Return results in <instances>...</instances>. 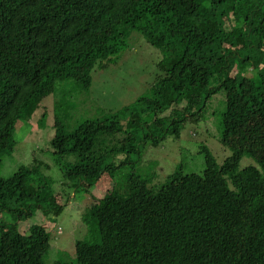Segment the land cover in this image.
Returning a JSON list of instances; mask_svg holds the SVG:
<instances>
[{
    "label": "trees",
    "instance_id": "obj_1",
    "mask_svg": "<svg viewBox=\"0 0 264 264\" xmlns=\"http://www.w3.org/2000/svg\"><path fill=\"white\" fill-rule=\"evenodd\" d=\"M131 33L164 54L149 94L74 128L55 118L62 192L36 159L0 177V213L14 217L0 223V264H47V227L21 231L20 222L58 216L63 199L179 136L218 94L221 142L232 152L224 163L203 147L201 174H173L154 189L133 172L121 191L91 196L83 222L92 239L76 242L74 262L57 264H264V137L236 138L256 118L264 124V0H0V162L33 99L58 81L89 90L95 67ZM245 156L257 165L239 170Z\"/></svg>",
    "mask_w": 264,
    "mask_h": 264
},
{
    "label": "rangeland",
    "instance_id": "obj_2",
    "mask_svg": "<svg viewBox=\"0 0 264 264\" xmlns=\"http://www.w3.org/2000/svg\"><path fill=\"white\" fill-rule=\"evenodd\" d=\"M164 59L161 50L146 42L138 33H131L125 49L111 58L104 66L93 70V82L89 90L73 85L74 81H58L54 91L41 95L28 104L15 132L14 152L0 162V177H11L21 166H29L36 160L44 165L43 174L54 181L55 190L61 191L63 174L60 165L50 151V141L55 135V118L65 121L67 127L91 119L117 113L133 105L149 94L152 83L159 74V64ZM224 95L218 94L207 105L203 118L187 122L179 136H169L159 146H147L142 158L132 155L131 163L119 167L112 177L104 175L89 188H80L71 194L70 200L61 201L63 209L56 216L38 211L27 221L19 223L21 231L33 225H45L50 233V250L47 264L74 262L75 244L79 240H91L83 222V216L92 211L91 196H109L114 190L121 191L123 182L134 172L156 189L173 174H201L206 168L203 147H208L219 165L232 152L221 142V113ZM264 137V124L256 118L236 134V138L250 143ZM127 157V156H126ZM259 158V156H257ZM123 157L118 158V164ZM251 164L255 157L245 156L239 170ZM120 185V186H119ZM0 223H14V217L0 213Z\"/></svg>",
    "mask_w": 264,
    "mask_h": 264
}]
</instances>
